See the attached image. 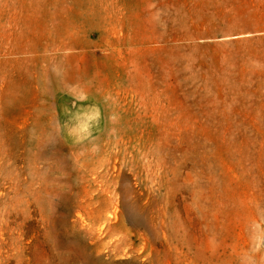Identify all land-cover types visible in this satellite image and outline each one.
I'll use <instances>...</instances> for the list:
<instances>
[{
    "label": "rangeland",
    "instance_id": "obj_1",
    "mask_svg": "<svg viewBox=\"0 0 264 264\" xmlns=\"http://www.w3.org/2000/svg\"><path fill=\"white\" fill-rule=\"evenodd\" d=\"M0 264H264V0H0Z\"/></svg>",
    "mask_w": 264,
    "mask_h": 264
}]
</instances>
